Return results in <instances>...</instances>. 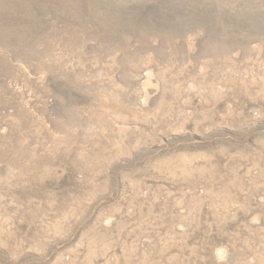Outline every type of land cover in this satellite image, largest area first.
<instances>
[{
  "label": "rangeland",
  "instance_id": "rangeland-1",
  "mask_svg": "<svg viewBox=\"0 0 264 264\" xmlns=\"http://www.w3.org/2000/svg\"><path fill=\"white\" fill-rule=\"evenodd\" d=\"M0 264H264V0H0Z\"/></svg>",
  "mask_w": 264,
  "mask_h": 264
}]
</instances>
